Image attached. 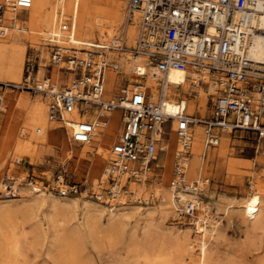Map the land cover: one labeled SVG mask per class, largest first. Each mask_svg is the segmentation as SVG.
I'll list each match as a JSON object with an SVG mask.
<instances>
[{
	"label": "built area",
	"instance_id": "built-area-1",
	"mask_svg": "<svg viewBox=\"0 0 264 264\" xmlns=\"http://www.w3.org/2000/svg\"><path fill=\"white\" fill-rule=\"evenodd\" d=\"M33 2L0 0V21L7 10H25ZM262 4L264 11V0ZM127 8L128 19L138 13V33L131 52L153 63L155 70L150 74L159 81L155 92L140 83L138 87H123L113 98L106 97L105 71L115 60L109 59L105 46L62 44L58 34L50 33L44 36L50 50L49 73L38 76L37 61L29 58L21 81L0 82L3 89L42 93L47 99V118L65 127L71 143H91L109 122L113 109H119L122 116L117 143L95 180L70 179L64 170L39 180L28 170L26 183L42 182L45 190L61 195L84 193L109 205L122 200L146 204L154 194L138 193L136 184L148 180L158 164L159 152L167 148L165 138L171 130L166 124L172 126L176 121L178 145L173 152L169 187L178 217L188 218L194 225L208 197L211 176L203 169L209 149L220 143L227 129L231 133L237 129L264 132V59L250 53L254 35L264 33V27L252 18L260 10L255 0H128ZM75 25V18L68 17L60 22L59 30L69 39ZM211 25L214 32L209 30ZM125 45L122 37L112 48L122 50ZM54 65L65 78L60 84L51 78ZM176 69L196 71L190 93L197 95L202 90L208 94V116L197 118L169 106L168 75ZM134 72L139 74L137 69ZM3 101L1 93L0 104ZM75 110L78 120L69 115ZM197 122L203 126V139L197 173H193L190 166ZM24 129L22 135L27 132ZM19 161L13 153L9 163ZM18 180V175L3 180L5 195H19ZM181 191L189 197H183Z\"/></svg>",
	"mask_w": 264,
	"mask_h": 264
},
{
	"label": "bare ground",
	"instance_id": "bare-ground-1",
	"mask_svg": "<svg viewBox=\"0 0 264 264\" xmlns=\"http://www.w3.org/2000/svg\"><path fill=\"white\" fill-rule=\"evenodd\" d=\"M255 1L260 12L253 15L252 18L255 23L264 27L262 0ZM50 3L51 0H34L33 6L28 8L30 14L26 19L22 17L23 10L21 9L17 12L7 10L3 21H0V46L10 42L14 45L16 52H21V43L30 35L29 28L38 29V31L44 32L45 35L46 33L58 34L57 40L62 44L72 43L83 48L90 47L95 42L96 45L105 46L104 49L109 59L115 60L105 71L104 95L106 97H115L116 93L113 94L112 89L115 86V78L119 73H129L131 78L137 77V75H146L143 83L144 87L152 89L153 92L156 91V85L159 81L150 74L151 70H155L152 69L153 63L146 57L141 55L136 57L131 52L138 33V13L134 15L133 19H128L127 10L124 14V0H113V8L109 11L104 9V17L99 15L100 12H97L96 20L93 17L98 8L97 10L88 9L84 11V15H88L82 24L84 33L79 34L77 30L79 25L76 24L77 21L75 20L76 25L69 39L62 35L63 32L59 30V25L68 17L73 19V13H62L60 16L57 15L56 9L46 12ZM120 17L121 20L118 22ZM41 24L45 26L41 27ZM209 30L214 32L216 29L211 25ZM122 37H124L126 44L123 49L112 48L118 44ZM34 47L40 50L42 57H48V55L50 57L49 47L44 45ZM250 48V53L253 56L264 59V33L258 31L254 35ZM46 63V61L42 62V64ZM134 69H137L139 74L135 73ZM52 70L51 78L60 84L65 79L62 78V71L56 65ZM107 74H110L109 80ZM195 75H197L196 71L171 70L168 75V82L171 83L166 86V90L168 94L172 95V97H168L170 100L169 106L172 109L181 108L194 114L197 118L203 119V114L208 106V94L201 90L195 97L187 95L191 91L193 76ZM69 76L72 77L73 73ZM178 84H181V90L174 88ZM107 90H109L108 93ZM26 102H28V97L22 96L17 104L23 105ZM42 107L41 112V107L34 110V115L41 120V124H32L30 127L31 137L36 140L44 138L47 129L51 126L50 124L54 122L47 118L45 105ZM69 115L73 116L75 120L80 118L78 110L69 113ZM111 115L109 122L104 126L107 127L108 134L98 136L100 139L98 144L107 147L103 152V156L112 153L114 144L118 139L116 122L120 121L121 126L122 116L120 110L113 109ZM12 121L13 125L18 122V116H15ZM169 127L174 138L176 121ZM195 127L194 150L202 145L203 139L202 124L197 122ZM103 128L98 130L97 134ZM10 131H12V128ZM8 133L7 136H9ZM175 139L172 140L171 136L165 138L167 148L172 141H177V147V136ZM230 141V129H227L222 133L220 147L214 150V154L216 155L219 151H228ZM191 163L190 170L194 173V160ZM144 183L146 181H143L140 185L136 184L138 193L144 192ZM41 184L42 182L40 184L38 182L26 183L23 189L18 192L19 195L22 194L24 197L0 199V258L3 264H20V254L23 253L26 244L46 247V253L54 259H58L61 264H82L80 256L81 250L85 247L86 239L93 241V245L99 246L106 241L124 240L127 231H129V236L125 238L127 240L126 250L128 260H132L131 264H240L234 259L222 261L212 249L210 240L213 237L221 236L219 229L221 220L213 217L210 212L212 208L206 202L202 204L204 210L195 217V224L190 227L192 230L181 231L180 229L175 232L173 239H171L172 244L169 247L165 245L167 241L164 240V236L166 234L159 233L158 236H154V226L160 228L156 219L176 212L173 203V191L169 186L165 187L163 191L159 187L156 188L158 190L154 191V197L156 196L159 199L157 206H145V204L126 200L119 203H110L109 205L86 194L61 195L52 190H45ZM181 194L183 197H189L190 195L182 191ZM250 194L249 196H243V198L235 195L226 204H224L223 198L217 197V209L224 204L223 209H226L229 216L238 211L243 222L253 228H258V226L264 228V189H254ZM146 195H148V192ZM155 212L158 213V217ZM131 217L135 218V223L128 229L127 225L130 223ZM140 221H143L144 225H142V230L140 229L139 232L138 225H140ZM27 223L32 224L29 227ZM151 242L153 245H151ZM154 244H157V246ZM260 260L264 264V255ZM120 264L127 263L121 262Z\"/></svg>",
	"mask_w": 264,
	"mask_h": 264
},
{
	"label": "rangeland",
	"instance_id": "rangeland-1",
	"mask_svg": "<svg viewBox=\"0 0 264 264\" xmlns=\"http://www.w3.org/2000/svg\"><path fill=\"white\" fill-rule=\"evenodd\" d=\"M127 1L124 0L123 3V8H125L124 14L128 9ZM112 4L113 0H51L46 12L56 9L57 15L60 16L62 13H73V18L77 21H75L76 24L79 25L77 30L79 34H83L84 26L82 27V24L88 17L83 12L88 9L97 10L98 8V11L94 13L93 17L96 20L97 12H100L99 15L104 17V9L111 10L113 8ZM29 14L30 9L25 8L22 11V17L25 19L28 18ZM120 20L121 17L118 18V22ZM44 26V24H41V27ZM29 31L30 35L21 43V52H16L14 45L10 42L1 44L0 80H20L23 78L25 63L29 58L37 61V70L39 69L38 76L42 77L43 74L50 72L51 64L49 55L48 57H42L40 50L34 47L36 45L49 47L44 37L45 33L31 28H29ZM93 43V45H96L95 42ZM43 61L47 63L42 64ZM121 74L122 78L118 83V87L115 88L114 86L112 89L113 94H118L125 86L135 87L140 83L143 84L146 78V75L138 76L137 74V77L131 78L129 73H119L118 76L121 77ZM174 88L182 89L181 84L176 85ZM108 92L109 90H107ZM22 96H27L28 102L23 105H18L17 103ZM170 97H172L171 94ZM4 101V103L0 104V109H2L0 111V199L6 200L11 197H24L22 194L11 197L5 195L2 191V187L4 186L2 182L9 175H18V182L21 185L19 190H22L23 186L26 185L25 175L28 170L30 174L39 180H44L59 170H64L68 178L78 181L86 178L89 180H95L97 178L101 170H103L105 161L110 156H103V152H105L104 150L107 147L98 144L100 140L98 136L100 134H108L107 127H104L91 143L83 145L69 142L68 132L65 127L61 126L59 121H54L50 124L52 127L50 126L47 129L44 138L42 137L41 140H36L31 137L32 131H30V127L32 124H41V120L35 117L34 110L37 107L38 109L41 107V112L43 105H45L46 109V104L42 97L32 95L29 92L14 90L6 93ZM209 114L210 105L208 104L203 115ZM15 116H18V122L13 125L12 120ZM23 126L27 132L22 135L19 131H22L20 128ZM169 126L170 122L166 124L168 131L170 130ZM11 128L12 131H10ZM116 128L119 131L120 121L116 122ZM7 133L9 136H7ZM167 136H171L172 140H176L177 135L175 134L173 138V135L169 133ZM230 137L231 141L228 151H219L215 155L214 150L218 149L220 144L209 149L203 169L206 174L211 176L209 188L207 189L208 197L206 203L212 208L210 212L213 214V217L221 220L219 224L221 236L213 237L210 240V244L222 261L234 259L240 264H262L260 259L264 255V228L262 226L253 228L243 222L238 211L232 216H229L226 209H223V206L230 198L235 197V195L243 198V196L251 195L250 192L254 189H264V132L260 134L256 131L237 129L232 133L230 132ZM176 142L172 141L168 148L159 152L158 164H154L148 180L143 186L146 194L147 192L154 193L155 190H158L156 189L158 187L163 191L165 187L169 186L173 151L176 147ZM200 148L201 145L194 150L195 156L199 155ZM13 153L20 158L18 163H9ZM196 165L197 160L194 159V173H197ZM217 197L224 199V204L218 209L216 204ZM157 198L155 196L150 202L141 204H145V206H157L159 203V199ZM155 214L158 217V213L155 212ZM156 222L160 225V228L154 226V236H158L159 233L166 234L164 240L167 241L165 243L167 247L172 244L171 239H173L175 232L180 229L181 231L192 230L190 227L193 226L188 218L178 217L176 212L164 217H158ZM134 223L135 218L131 217L130 223L127 225L128 229ZM143 223V221H140V225H138L139 232L140 229L142 230ZM31 224L27 223V226L30 227ZM187 226L189 227L187 228ZM126 236H129V231H127ZM126 236L125 238H127ZM125 238L124 240L113 242H102L99 246L93 245V241L86 239L85 247L81 250V263L120 264L121 262H126L127 264H131L130 262L132 260H128L126 250L127 240ZM157 244L154 245L157 246ZM148 245L150 246V243ZM151 245H153L152 242ZM23 249V253L20 254V264H61L58 262V259H54V257L46 253V247L44 246L26 244ZM0 264H3L1 258Z\"/></svg>",
	"mask_w": 264,
	"mask_h": 264
},
{
	"label": "crops",
	"instance_id": "crops-1",
	"mask_svg": "<svg viewBox=\"0 0 264 264\" xmlns=\"http://www.w3.org/2000/svg\"><path fill=\"white\" fill-rule=\"evenodd\" d=\"M29 60V59H28ZM26 64V63H25ZM24 71H25V69H24ZM24 74H25V72H23V78H24ZM110 77V74H107V79ZM23 78H21L20 80H0V82H8V81H15V82H18V81H21ZM121 78H122V74H121V77H119L118 76V74H117V77H116V80H115V88L116 87H118V83H119V81H121ZM109 80V79H108ZM14 90H17V91H24V92H29L30 94H32V95H36V96H41L42 97V99H43V101L45 102V104H46V112H47V99H46V97L42 94V93H32L31 91H29V90H19V89H12V88H10V87H8V88H6V89H3L2 88V86H1V84H0V94L2 93V94H4V100H5V97H6V93H8V92H11V91H14ZM181 90V89H180ZM40 94V95H39ZM187 95L189 96V97H195V96H197V95H195V94H192V93H190V92H188L187 93ZM5 101H3V103H4ZM2 109H0V111H1ZM1 113V112H0ZM205 116H208V115H205ZM253 132H255V131H253ZM200 152V151H199ZM199 154V153H198ZM200 155V154H199ZM199 155L198 156H195V155H193V159H192V161L194 160V159H196L197 160V164H198V162H199ZM197 166V165H196Z\"/></svg>",
	"mask_w": 264,
	"mask_h": 264
}]
</instances>
